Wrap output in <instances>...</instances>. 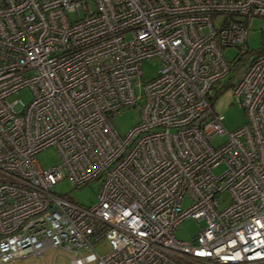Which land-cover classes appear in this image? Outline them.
I'll return each mask as SVG.
<instances>
[{
	"label": "built area",
	"instance_id": "obj_1",
	"mask_svg": "<svg viewBox=\"0 0 264 264\" xmlns=\"http://www.w3.org/2000/svg\"><path fill=\"white\" fill-rule=\"evenodd\" d=\"M232 72L247 122L227 131L212 101ZM133 105L119 135L110 117ZM49 146L60 162L43 169ZM62 170L99 180L97 201L55 192ZM188 216L205 224L182 241ZM48 247L67 264H264V0H0V263Z\"/></svg>",
	"mask_w": 264,
	"mask_h": 264
},
{
	"label": "rangeland",
	"instance_id": "obj_2",
	"mask_svg": "<svg viewBox=\"0 0 264 264\" xmlns=\"http://www.w3.org/2000/svg\"><path fill=\"white\" fill-rule=\"evenodd\" d=\"M92 8V4H89ZM262 20L260 18H252L249 22V32L247 34V45L249 49L258 50L262 47ZM238 50L234 46L223 48L224 57L231 61L235 59ZM160 66V59L157 56L146 58L142 61L141 72L142 80L147 81L157 75ZM235 74L229 73L222 79L220 84L222 88L215 94L212 101L214 111L222 116V124L227 131H232L243 126L247 122V114L244 108L238 104L237 99L232 90V78ZM31 97L28 89L19 90L12 95V98H18L23 101H28ZM141 118L140 106H127L110 117V123L115 128L119 135H124L132 126L139 122ZM224 136H217L211 140L213 144L221 143ZM38 164L47 169L60 162L59 155L56 149L52 146L43 148L35 154ZM224 169V164H221L213 169L215 174L220 173ZM63 178L53 184L52 189L65 196L66 198L82 205H92L97 201V193L100 186L99 180H90L89 182L74 187L70 178L64 175ZM66 174V173H65ZM224 201L220 200L219 207L222 208L228 202V196L224 194ZM190 201L186 198L182 201V206L189 205ZM205 224L204 219H196L192 216L184 218L179 225L174 229L176 238L182 241H190L191 237L199 231ZM108 243L103 239L96 245V251L99 254H104L109 250ZM16 264H67L69 263V254L65 251H56L53 247L46 248L39 256L25 257L16 259ZM9 263V262H7Z\"/></svg>",
	"mask_w": 264,
	"mask_h": 264
},
{
	"label": "crops",
	"instance_id": "obj_3",
	"mask_svg": "<svg viewBox=\"0 0 264 264\" xmlns=\"http://www.w3.org/2000/svg\"><path fill=\"white\" fill-rule=\"evenodd\" d=\"M32 256H34V255H30V256H27V257H32ZM22 258H25V257H22ZM22 258H18V259H22ZM0 264H12V263H0ZM14 264H16V262Z\"/></svg>",
	"mask_w": 264,
	"mask_h": 264
}]
</instances>
